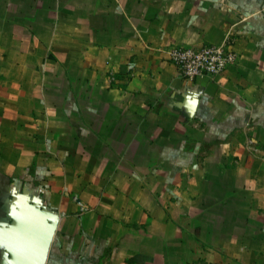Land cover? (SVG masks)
Wrapping results in <instances>:
<instances>
[{
  "label": "crops",
  "instance_id": "crops-1",
  "mask_svg": "<svg viewBox=\"0 0 264 264\" xmlns=\"http://www.w3.org/2000/svg\"><path fill=\"white\" fill-rule=\"evenodd\" d=\"M56 222L46 264H264V0H0V264Z\"/></svg>",
  "mask_w": 264,
  "mask_h": 264
},
{
  "label": "built area",
  "instance_id": "built-area-1",
  "mask_svg": "<svg viewBox=\"0 0 264 264\" xmlns=\"http://www.w3.org/2000/svg\"><path fill=\"white\" fill-rule=\"evenodd\" d=\"M234 39L227 37L222 44H205L201 47L177 46L170 49L169 57L179 69L181 76L195 80L214 77L236 63L238 54Z\"/></svg>",
  "mask_w": 264,
  "mask_h": 264
},
{
  "label": "water",
  "instance_id": "water-1",
  "mask_svg": "<svg viewBox=\"0 0 264 264\" xmlns=\"http://www.w3.org/2000/svg\"><path fill=\"white\" fill-rule=\"evenodd\" d=\"M57 222L49 229L31 231L32 236L19 244L17 259L22 264H46Z\"/></svg>",
  "mask_w": 264,
  "mask_h": 264
}]
</instances>
